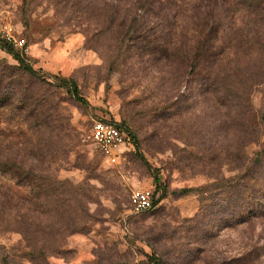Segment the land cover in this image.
<instances>
[{
    "label": "rangeland",
    "instance_id": "1",
    "mask_svg": "<svg viewBox=\"0 0 264 264\" xmlns=\"http://www.w3.org/2000/svg\"><path fill=\"white\" fill-rule=\"evenodd\" d=\"M132 2L0 0L27 39L0 45V264H264V18L254 0H155L148 17ZM212 18L242 84L192 62ZM101 116L131 131L127 160L89 137ZM144 187L157 203L132 212Z\"/></svg>",
    "mask_w": 264,
    "mask_h": 264
},
{
    "label": "trees",
    "instance_id": "2",
    "mask_svg": "<svg viewBox=\"0 0 264 264\" xmlns=\"http://www.w3.org/2000/svg\"><path fill=\"white\" fill-rule=\"evenodd\" d=\"M134 1L135 2H132V4H134V5H136L137 7H140V8H145V13H148L147 17H148V15H150V12H154L156 10L155 6H154L155 0H134ZM246 9L249 10L248 11L249 13L251 11H253L255 14H257V16L261 15L264 18V0H254V3L253 4H249L248 7H246ZM129 11H132V10H129ZM128 15L130 16V19H131V22H130L131 26L134 25V23H136V22H146V20H144L142 18V15L139 14L137 11L136 12H133V11L132 12H128ZM210 21L204 22V24L206 26H208V28H207L208 30L206 32H204V30L206 28L205 27L202 28L201 27V22L198 21V27L200 25V29L198 30V35H197V39H196L197 43H196V48H195L196 51H195L194 56H193V60L194 61H192L193 64L199 65L201 63L200 62L201 61L200 58L204 57V61L209 66V69H208L209 80L214 81V80H217L221 76V81L223 82V84L224 85H230L227 82L229 80H231L232 78H236V76H237L238 81L240 82V84H242V79L241 78L239 79L240 76H239L238 72H236V70L234 69V66H236L235 65L236 63L235 62L233 63V62L230 61V59H231L230 56H228V55L227 56H222L224 53L219 52V51L216 50L215 40L217 39L218 30H219V26L220 25L216 21V18H214V19L212 18ZM259 29H261V28H259ZM137 32H134V33H137ZM0 45L8 47L9 50H12V51H16L17 50L14 47H12L10 44L6 43V42H1ZM176 46H178V44ZM173 54H174V56L176 58L180 56L179 54L183 55L181 58H186L187 57V52L183 51V49H181L179 53H178L177 50L175 52L173 50ZM15 57L18 59V61L20 62V65L25 70L30 71V72H32L34 74H37V71L31 65H29L27 62H25L24 58L21 57L19 52L15 54ZM229 62H231L233 64L231 66H229L228 65ZM239 63H241V62H239ZM247 71L248 70H246V72ZM253 73H254V75H260V76L262 75V74H257V71H254V70L251 71V72H248V75L253 74ZM241 75H243V74L241 73ZM64 80H67V79H64ZM67 81L70 82L71 85H72V87H71L72 94L75 95L81 101L85 102L84 96H82L79 93V89H78L77 83L73 79H68ZM245 90H247V86H245ZM244 99L245 100H249V96L245 97V95H244L243 96V101H244ZM243 101H240L241 103L238 104L240 106L239 107L240 108V110H239V117L240 118H244L246 116L247 108L249 106V102L242 103ZM252 116L254 117V119L256 121H254V120L252 121L253 122V127L250 129V132L246 131V132L242 133L243 135H250L248 139H246V140H244V142H242V145H243V143L246 144V142H249V141L253 140L254 139L253 135H255V133L258 132V130H257L258 128L255 127V123L257 122V119H256L257 116L255 115V113H253ZM116 121H118V120H116ZM263 121H264V114H263ZM118 122L120 124H123L120 121H118ZM244 126H245V121L243 120L242 124H241V129ZM128 131H129L128 132L129 137L131 138V140L133 142V135H132V133H131V131L129 129H128ZM133 145H134V143H133ZM133 150H134V148H131L130 150L125 151V153H124V155L122 157V160H127L130 152L133 151ZM188 189L189 188L185 187V188H181L180 191L185 192ZM157 200H158V197H156V188H155L153 190V195H152L153 205H152V207L150 209H152L156 205ZM150 209H148V210H150ZM148 210H146V211H148ZM143 212H145V211H143ZM150 257H151V259H153V264H162V261H161L162 259L157 254H153Z\"/></svg>",
    "mask_w": 264,
    "mask_h": 264
},
{
    "label": "built area",
    "instance_id": "3",
    "mask_svg": "<svg viewBox=\"0 0 264 264\" xmlns=\"http://www.w3.org/2000/svg\"><path fill=\"white\" fill-rule=\"evenodd\" d=\"M6 42L14 48L27 49V39L15 24L8 19L0 18V43ZM127 126L120 124L110 117L93 119L89 137L96 145L102 156L112 164L120 163L125 151L134 148L128 134ZM153 190L150 188L132 189L129 195L130 210L143 212L150 209Z\"/></svg>",
    "mask_w": 264,
    "mask_h": 264
}]
</instances>
